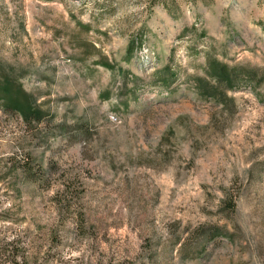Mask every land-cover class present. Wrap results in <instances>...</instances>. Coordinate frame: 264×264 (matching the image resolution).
Returning <instances> with one entry per match:
<instances>
[{
    "label": "rangeland",
    "instance_id": "1",
    "mask_svg": "<svg viewBox=\"0 0 264 264\" xmlns=\"http://www.w3.org/2000/svg\"><path fill=\"white\" fill-rule=\"evenodd\" d=\"M0 75V264H264V0H0Z\"/></svg>",
    "mask_w": 264,
    "mask_h": 264
},
{
    "label": "trees",
    "instance_id": "2",
    "mask_svg": "<svg viewBox=\"0 0 264 264\" xmlns=\"http://www.w3.org/2000/svg\"><path fill=\"white\" fill-rule=\"evenodd\" d=\"M103 66L109 68L106 63H103ZM206 70L211 79L226 85H230L239 74L236 69H230L221 61L211 58L206 60ZM251 74L252 72L248 77ZM30 99L15 81L0 75V107L7 112L17 113L26 124L41 121L39 112L33 109Z\"/></svg>",
    "mask_w": 264,
    "mask_h": 264
}]
</instances>
